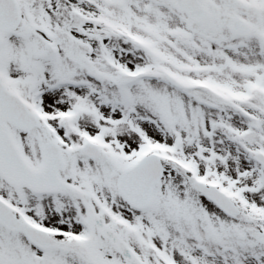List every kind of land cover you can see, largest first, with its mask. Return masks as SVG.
Returning a JSON list of instances; mask_svg holds the SVG:
<instances>
[{
    "label": "snow or ice",
    "instance_id": "snow-or-ice-1",
    "mask_svg": "<svg viewBox=\"0 0 264 264\" xmlns=\"http://www.w3.org/2000/svg\"><path fill=\"white\" fill-rule=\"evenodd\" d=\"M0 264H264V0H0Z\"/></svg>",
    "mask_w": 264,
    "mask_h": 264
}]
</instances>
